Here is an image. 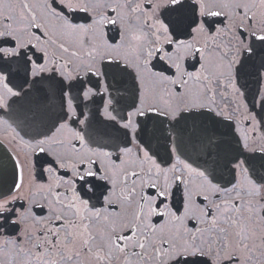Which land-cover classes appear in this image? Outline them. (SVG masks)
Returning <instances> with one entry per match:
<instances>
[{"label":"snow or ice","instance_id":"obj_1","mask_svg":"<svg viewBox=\"0 0 264 264\" xmlns=\"http://www.w3.org/2000/svg\"><path fill=\"white\" fill-rule=\"evenodd\" d=\"M4 108L0 264H264V0H0Z\"/></svg>","mask_w":264,"mask_h":264},{"label":"flooded vegetation","instance_id":"obj_2","mask_svg":"<svg viewBox=\"0 0 264 264\" xmlns=\"http://www.w3.org/2000/svg\"><path fill=\"white\" fill-rule=\"evenodd\" d=\"M127 87L130 88V83L129 85H127ZM113 94L114 95L122 94L125 97V102L130 97V93L124 92L123 89H121V92L119 93L114 92ZM217 99H218V103L221 104L223 103V101H221L219 97ZM98 107H99L98 104H93L91 102H88V107L83 109L85 115L88 117L89 120L93 121V123H95L96 119H102V117H99L97 115ZM0 121H7V123L12 126L10 128L5 126L3 123H0V146L3 147L8 152H10L12 156L14 155L13 153L14 145L9 142L11 136L14 135V133L12 132V128H15L16 132H18L20 136H23L25 139H31L32 137L40 138V133L47 131V127L45 125L32 122L30 119L26 118L25 115L22 113L10 112L8 108L0 109ZM77 127H81V126L77 125ZM151 147L153 150L156 149L157 142L155 140L152 141ZM257 168L261 174H264V169H259L258 165ZM220 175H222L223 177L222 182L231 179V177L228 175L227 172H222L220 173ZM256 259H257L256 255H253L252 257L253 264H255Z\"/></svg>","mask_w":264,"mask_h":264},{"label":"water","instance_id":"obj_3","mask_svg":"<svg viewBox=\"0 0 264 264\" xmlns=\"http://www.w3.org/2000/svg\"><path fill=\"white\" fill-rule=\"evenodd\" d=\"M12 156L10 152L5 150L3 147L0 146V162L7 166L8 171L10 172L11 163L9 158Z\"/></svg>","mask_w":264,"mask_h":264}]
</instances>
